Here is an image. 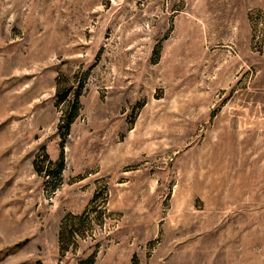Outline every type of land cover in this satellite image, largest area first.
<instances>
[{
    "label": "rangeland",
    "instance_id": "1",
    "mask_svg": "<svg viewBox=\"0 0 264 264\" xmlns=\"http://www.w3.org/2000/svg\"><path fill=\"white\" fill-rule=\"evenodd\" d=\"M0 264H264V0H0Z\"/></svg>",
    "mask_w": 264,
    "mask_h": 264
}]
</instances>
